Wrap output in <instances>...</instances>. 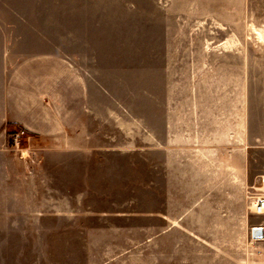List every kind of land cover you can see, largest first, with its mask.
Instances as JSON below:
<instances>
[{
	"label": "rangeland",
	"instance_id": "374dc122",
	"mask_svg": "<svg viewBox=\"0 0 264 264\" xmlns=\"http://www.w3.org/2000/svg\"><path fill=\"white\" fill-rule=\"evenodd\" d=\"M254 29L264 35V0H0V76L7 57L83 58L89 124L87 176L73 189L57 179L52 194L46 178L37 195L73 215L0 209V264L254 263L264 238L246 221L264 194ZM179 119L188 142L162 148L166 121ZM8 146L32 175L41 157L28 130H8Z\"/></svg>",
	"mask_w": 264,
	"mask_h": 264
},
{
	"label": "crops",
	"instance_id": "0c3cea01",
	"mask_svg": "<svg viewBox=\"0 0 264 264\" xmlns=\"http://www.w3.org/2000/svg\"><path fill=\"white\" fill-rule=\"evenodd\" d=\"M64 38L57 39V43L67 42L68 37L64 35ZM58 51L59 55L54 57L3 59L4 70L0 76V209L11 206L24 210L30 204L29 207L39 211L60 210L61 213L46 215L53 218L73 215L65 213L72 210L71 206L60 205L55 199H48L46 204L37 198L43 193L46 178L50 181L49 192L52 194L59 192L57 179H64V186L73 189V184L81 183L88 174L86 171L83 173V166L89 161V124L83 120V115L88 114V74L83 69V58H71L62 49ZM13 66L15 68L11 69ZM199 119L192 121L194 145L201 144ZM165 125L162 148L169 149V146L188 142V136L180 131L185 125L184 120L166 121ZM244 125L241 117L240 129L236 127V136L240 132L241 144L247 132V122ZM21 127L32 135L41 157L38 165H32V175L27 174L26 167L29 165L12 154L8 146V130ZM232 133L224 138L227 140L225 144L231 140ZM29 176L33 178L29 185L31 189H26ZM25 194H31L32 200L24 198ZM10 195L16 197L11 200ZM37 215L40 218L45 216L41 213ZM246 221L264 227V214L253 213ZM256 245L258 256L252 264H264V238Z\"/></svg>",
	"mask_w": 264,
	"mask_h": 264
},
{
	"label": "built area",
	"instance_id": "2783aa9c",
	"mask_svg": "<svg viewBox=\"0 0 264 264\" xmlns=\"http://www.w3.org/2000/svg\"><path fill=\"white\" fill-rule=\"evenodd\" d=\"M23 132V131H22ZM14 141L17 139H13ZM253 211L256 214H264V194H260L256 197V200L253 205ZM263 226H254L251 230V236L254 239H262L264 234H263Z\"/></svg>",
	"mask_w": 264,
	"mask_h": 264
},
{
	"label": "bare ground",
	"instance_id": "6f19581e",
	"mask_svg": "<svg viewBox=\"0 0 264 264\" xmlns=\"http://www.w3.org/2000/svg\"><path fill=\"white\" fill-rule=\"evenodd\" d=\"M254 30H255V32L257 31V29H254ZM256 34L258 35V37L260 38V40L264 38L263 31H257ZM262 41H263V40H262ZM226 44H227V43H226ZM228 46H229V45H228ZM231 46H232V44H231Z\"/></svg>",
	"mask_w": 264,
	"mask_h": 264
}]
</instances>
